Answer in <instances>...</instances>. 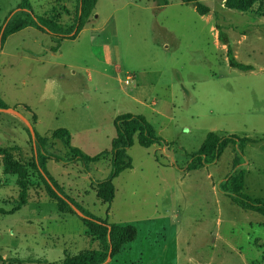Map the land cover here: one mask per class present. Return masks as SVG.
<instances>
[{
  "label": "rangeland",
  "instance_id": "rangeland-1",
  "mask_svg": "<svg viewBox=\"0 0 264 264\" xmlns=\"http://www.w3.org/2000/svg\"><path fill=\"white\" fill-rule=\"evenodd\" d=\"M22 1L0 0V29ZM27 1L35 16L71 28L74 0ZM152 1L98 0L92 25L59 42L56 53L57 40L32 28L9 36L0 47V98L15 113L0 110V148H21L20 160L29 163L31 127L49 139L48 153L64 160H49L46 168L69 198L109 225L137 229L136 240L106 264H264V219L228 197L231 176L242 171L243 193L264 201V1L238 11L227 0H200L205 16L177 0ZM109 39L116 74L95 46ZM225 43L252 71L229 67ZM125 114L145 117L162 143L144 149L134 141L127 150L133 168L113 180L115 197L106 205L94 190L110 174L113 122ZM59 129L70 133L71 147L98 162L88 170L66 162L72 155L50 139ZM211 132L256 144L230 147L190 170ZM15 183L0 158L6 212L18 203ZM30 184L28 203L0 216V264L62 263L99 250L78 212L58 213L34 172Z\"/></svg>",
  "mask_w": 264,
  "mask_h": 264
},
{
  "label": "trees",
  "instance_id": "trees-1",
  "mask_svg": "<svg viewBox=\"0 0 264 264\" xmlns=\"http://www.w3.org/2000/svg\"><path fill=\"white\" fill-rule=\"evenodd\" d=\"M76 3L75 19L70 29L60 30L42 17L35 16L27 0H23L15 13L9 15L6 19L5 28L0 29V47H2L9 36L20 33L21 31L32 28L40 33L57 40L56 47L51 51L56 53L59 48V42L64 40H75L80 32L94 22V10L98 0H74ZM183 5H191L199 16L209 14L207 7L201 4L200 0H177ZM233 2L238 11L248 10L253 5L264 0H227ZM153 3L168 5L167 0H153ZM13 14V15H12ZM12 15V16H11ZM24 15L25 19H20ZM3 31V32H2ZM2 32V33H1ZM227 45V60L229 67L241 72L252 71L251 66L238 63ZM8 107L0 98V110H6ZM24 109L30 112L28 107ZM33 120L36 119L32 115ZM115 137L111 141V171L107 179L97 183L95 186V196L102 204L110 205L115 197V188L113 180L118 178L121 173L131 170L132 160L127 154L134 141L136 140L141 148L148 149L154 145L162 143V140L156 134L154 128L147 122L143 116H133L130 114L121 115L115 118L114 122ZM27 131V130H26ZM31 143V161L24 163L20 160L21 148L4 147L0 148V158L3 173L7 176L16 177V187L18 188V203L10 212L0 209V216L13 215L28 203L31 189L30 172L36 173L43 185V191L46 198L56 205L58 213L66 215L72 213L75 208L81 215L80 221L88 232L99 242V250L84 252L78 256L66 258L62 263L52 264H106L108 259L115 258L124 246L133 243L138 235V231L132 226H114L91 215L83 209L65 193L54 178L48 173L46 164L49 160L64 163V160L58 156L50 155L49 139L39 136L35 132L32 138L27 131ZM50 139L60 141L72 155V158L66 162L76 161L82 164L85 170L89 169L91 164L98 162V157H89L82 154L78 149L71 147V135L66 129H59L50 134ZM248 144H256L255 140L248 138H238L236 136L219 137L211 132L205 137L199 151L192 159L189 166L190 170L203 168L205 165L213 163L222 156L224 151L230 147H238L244 150ZM15 152L19 155L16 157ZM237 166V159L234 157L232 162L233 169ZM244 173L237 171L230 178L231 194L229 197L231 203L238 208L253 212L264 219V201L254 200L243 193L244 191ZM50 264V263H47Z\"/></svg>",
  "mask_w": 264,
  "mask_h": 264
},
{
  "label": "crops",
  "instance_id": "crops-1",
  "mask_svg": "<svg viewBox=\"0 0 264 264\" xmlns=\"http://www.w3.org/2000/svg\"><path fill=\"white\" fill-rule=\"evenodd\" d=\"M84 30H82L80 33H82ZM79 36V35H78ZM111 42V40L109 39V40H105V42L104 41H102L101 43H98V44H95V46H97L98 48H99V50H100V53H101V55H102V57L100 56V58L103 60V62H104V64L105 65H108V66H112L113 67V70H114V73L116 74V73H118L117 72V70H116V68L118 67V65L116 64L117 62H116V60H115V53L113 52V57L112 56H107V50L109 49V44H108V42ZM106 53V54H105ZM105 56H107V58H108V63H105V61H104V57ZM110 64V65H109ZM89 82H91V79H89ZM46 167H47V164H46Z\"/></svg>",
  "mask_w": 264,
  "mask_h": 264
},
{
  "label": "water",
  "instance_id": "water-1",
  "mask_svg": "<svg viewBox=\"0 0 264 264\" xmlns=\"http://www.w3.org/2000/svg\"><path fill=\"white\" fill-rule=\"evenodd\" d=\"M3 32V31H2ZM1 32V33H2ZM4 112H11V113H15L13 110L11 109H7V110H3ZM17 114V113H16ZM29 131L31 134V137L34 138L35 137V132L33 131V129L31 127H29ZM76 212H78L75 208H73ZM79 213V212H78Z\"/></svg>",
  "mask_w": 264,
  "mask_h": 264
},
{
  "label": "built area",
  "instance_id": "built-area-1",
  "mask_svg": "<svg viewBox=\"0 0 264 264\" xmlns=\"http://www.w3.org/2000/svg\"><path fill=\"white\" fill-rule=\"evenodd\" d=\"M125 83L127 85H130V84L132 85L134 83V79H132L131 76H127Z\"/></svg>",
  "mask_w": 264,
  "mask_h": 264
}]
</instances>
